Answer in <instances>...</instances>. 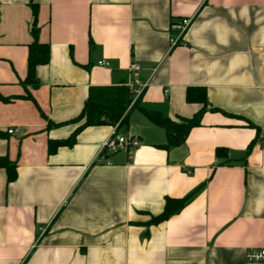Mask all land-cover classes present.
I'll return each instance as SVG.
<instances>
[{"label":"crops","instance_id":"obj_1","mask_svg":"<svg viewBox=\"0 0 264 264\" xmlns=\"http://www.w3.org/2000/svg\"><path fill=\"white\" fill-rule=\"evenodd\" d=\"M36 39L50 57L34 88ZM132 63L149 80L141 107L174 121L202 108L188 88L206 90L185 143L160 148L165 130L133 109L118 134L139 146L103 151L115 128L96 126L50 153L90 89L127 86ZM0 159L17 166L12 183L0 168V264H264L246 259L264 249V0H0ZM189 196L149 224L166 198Z\"/></svg>","mask_w":264,"mask_h":264},{"label":"trees","instance_id":"obj_2","mask_svg":"<svg viewBox=\"0 0 264 264\" xmlns=\"http://www.w3.org/2000/svg\"><path fill=\"white\" fill-rule=\"evenodd\" d=\"M37 12V8L34 7L35 20L32 32L35 38L38 36ZM49 57L50 46L48 44H41L36 39L29 49L28 75L24 84L33 86L34 88L39 86L36 76L37 68L47 65ZM141 97L132 105L133 97L129 88L124 84L115 87L91 88L81 114L69 122L78 124L77 130L67 140L50 142L49 152L54 153L61 146H73L76 142L77 133L87 127L111 126L116 129V133L120 129H128V116L133 109H139L154 126L165 130L167 141L164 145L159 146L160 148L177 147L185 143L193 128L201 125L203 114L206 112L208 106L207 93L204 88H188L186 101L191 104H199L202 108L192 118H180L174 121L165 117L159 111H151L141 107ZM2 100L8 101L3 98ZM216 156L217 158L228 159L227 151L222 148L216 150ZM0 168L6 170L8 183H12L17 179V166L8 159H0ZM191 198L192 196L181 199L166 198L163 212L158 216H153L149 224L158 225L167 221L172 216L181 212L190 202Z\"/></svg>","mask_w":264,"mask_h":264},{"label":"built area","instance_id":"obj_3","mask_svg":"<svg viewBox=\"0 0 264 264\" xmlns=\"http://www.w3.org/2000/svg\"><path fill=\"white\" fill-rule=\"evenodd\" d=\"M192 24V19H183L182 21L173 24L172 29L175 32L173 38L171 39V46L176 47L182 44L184 34L189 29ZM99 65L109 66L108 63L104 61H99ZM130 71L135 74V78L129 81L127 87L130 90L131 95L133 96L132 105L141 97L145 89L149 85V80L143 81L138 76L141 71V68L132 63L130 66ZM9 134H13L14 130H9ZM139 146L138 141L131 139L122 135H119L115 132L113 135L103 144L102 150H109L111 152H117L120 150H125L128 147H137ZM246 259L249 263H264V249H250L246 252Z\"/></svg>","mask_w":264,"mask_h":264}]
</instances>
